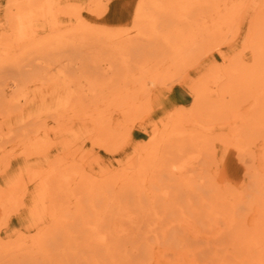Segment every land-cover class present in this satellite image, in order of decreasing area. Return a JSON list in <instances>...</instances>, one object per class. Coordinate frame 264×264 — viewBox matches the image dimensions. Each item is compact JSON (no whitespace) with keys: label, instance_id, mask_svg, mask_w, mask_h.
<instances>
[{"label":"rangeland","instance_id":"obj_1","mask_svg":"<svg viewBox=\"0 0 264 264\" xmlns=\"http://www.w3.org/2000/svg\"><path fill=\"white\" fill-rule=\"evenodd\" d=\"M240 262L264 264V0H0V264Z\"/></svg>","mask_w":264,"mask_h":264},{"label":"bare ground","instance_id":"obj_2","mask_svg":"<svg viewBox=\"0 0 264 264\" xmlns=\"http://www.w3.org/2000/svg\"><path fill=\"white\" fill-rule=\"evenodd\" d=\"M234 10V9H233ZM15 59V58H14ZM63 111V110H62ZM65 112V111H64ZM48 117V116H47ZM40 128V127H39ZM15 129V128H14ZM190 141V140H189ZM23 146V145H22ZM183 153V152H182ZM186 155H187V153H186ZM174 157V156H173ZM59 163H61V162H59ZM52 169V168H51ZM60 169H61V167H60ZM128 171V170H127ZM187 176V175H186ZM164 177V176H163ZM188 179V178H187ZM213 182V181H212ZM141 185V184H140ZM62 187V186H61ZM110 191V190H109ZM171 193V192H170ZM191 195V194H190ZM208 196V195H207ZM13 197V196H12ZM155 197V196H154ZM220 198H221V196H220ZM154 199V198H153ZM208 199V198H207ZM209 201V200H208ZM163 203V202H162ZM203 203V202H202ZM226 203V202H225ZM223 204V203H222ZM120 206V205H119ZM209 206V205H208ZM262 208V207H261ZM62 210V209H61ZM189 215V214H188ZM238 215V214H237ZM219 222V221H218ZM207 223V222H206ZM233 226V225H232ZM221 227V226H220ZM232 228V227H231ZM236 228V227H235ZM204 230V229H203ZM138 231V230H137ZM92 235V234H91ZM136 237V236H135ZM183 237V236H182ZM177 238V237H176ZM219 240V239H218ZM23 245V244H22ZM68 246V245H67ZM202 246H203V244H202ZM145 247V246H144ZM196 247V246H195ZM92 248V247H91ZM64 249V248H63ZM67 249V248H66ZM93 249V248H92ZM64 251V250H63ZM195 251V250H194ZM209 251V250H208ZM232 251V250H231ZM233 252V251H232ZM27 253V252H26ZM238 254V253H237ZM53 257V256H52ZM124 257V256H123ZM136 259V258H135ZM204 260V259H203ZM40 261V260H39ZM70 261V260H69ZM71 262V261H70ZM241 264H242V262H240ZM65 264V263H64ZM71 264V263H70ZM75 264V263H74Z\"/></svg>","mask_w":264,"mask_h":264}]
</instances>
